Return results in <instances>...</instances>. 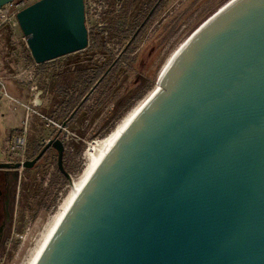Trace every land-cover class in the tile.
<instances>
[{
	"label": "water",
	"instance_id": "1",
	"mask_svg": "<svg viewBox=\"0 0 264 264\" xmlns=\"http://www.w3.org/2000/svg\"><path fill=\"white\" fill-rule=\"evenodd\" d=\"M17 21L35 64L88 45L83 0H36ZM151 79L28 264H264V0H213ZM58 133L0 168L51 146L64 171Z\"/></svg>",
	"mask_w": 264,
	"mask_h": 264
},
{
	"label": "rangeland",
	"instance_id": "2",
	"mask_svg": "<svg viewBox=\"0 0 264 264\" xmlns=\"http://www.w3.org/2000/svg\"><path fill=\"white\" fill-rule=\"evenodd\" d=\"M140 0H133L129 5V8L125 14H122L121 19H115V25L117 30L123 26V21L127 20L137 6V2ZM213 0H169L168 3L161 8L153 18V20L147 26L144 35L139 41L132 43L129 46L127 52V59H122V74L125 77L127 83L132 86L133 81L139 78H146L148 83L146 90L137 99H133L129 103V108L115 121H111L109 126L105 130H99V121L104 118L109 108H103L100 110H88L83 108L85 115H89L90 120V132L96 131L95 134L89 139H101L116 125V123L125 115L129 109L137 104L142 98H144L150 90L156 85V82L151 79L154 70L163 58L168 47L173 39L195 18V16ZM117 10V14H118ZM120 13L121 8H120ZM117 14H114L115 16ZM113 15V16H114ZM124 17V19H123ZM112 17L105 18L104 27L110 25V19ZM107 25V26H106ZM108 30V29H107ZM108 30L106 35L107 48L111 51L112 55L116 56L122 50L124 44L127 42V38L122 37L118 31ZM172 34L166 40L167 33ZM0 58L5 67V73L8 75V81L10 84L20 93L25 100L30 101V105L33 111L42 113L48 116L54 107V102L58 100L60 90L63 88L60 84V79L64 75L71 74L72 70L81 69L86 66L87 59L91 56L90 52H78L79 59H83L81 62H71L69 59L58 58L46 62L44 67L35 66L30 61V54L26 47V43L20 27L15 29L7 28L0 31ZM10 35V40L6 39V36ZM9 51V53H8ZM97 53H94V55ZM45 73V74H44ZM101 88L99 86L96 92ZM120 91V88H116V95ZM37 96V97H36ZM93 94L85 103V107L92 103ZM35 98L38 99V104L34 103ZM7 105L9 101L1 99ZM13 113H17V109L10 108ZM3 109L1 108L0 111ZM35 112L31 113L27 124L26 143H32L42 131V126L45 128V133L52 130L51 126H45V120L41 119ZM6 123L0 122V129L4 134V127ZM81 125V124H80ZM10 129L15 130V125ZM76 129L71 128L70 131L77 134L80 130L77 126ZM19 129V128H18ZM79 129V130H78ZM43 132V131H42ZM85 145L82 147L84 149ZM22 151V152H21ZM28 152V151H27ZM30 152V150H29ZM27 156L26 152L19 150L16 153L15 158L20 155ZM75 161V168L72 170V181L77 180L84 167L85 158H81V152ZM55 175L54 170L48 166L43 176L38 177L37 183L25 182L21 187L20 193H24L25 201L18 205L17 216L14 218L13 223L9 229L7 236L5 237L3 244L0 246V264H23L30 252V249L34 246L35 240L43 229L48 218L57 210L59 204L66 196L70 184L68 182H60L59 179L56 182L51 183L52 176ZM24 189V192H23ZM21 208V209H20ZM23 225L21 232L18 231L19 224ZM14 243H17L16 248H13Z\"/></svg>",
	"mask_w": 264,
	"mask_h": 264
},
{
	"label": "flooded vegetation",
	"instance_id": "3",
	"mask_svg": "<svg viewBox=\"0 0 264 264\" xmlns=\"http://www.w3.org/2000/svg\"><path fill=\"white\" fill-rule=\"evenodd\" d=\"M168 1L169 0H140L137 2V6L134 8L136 12L142 7L147 6L150 2L151 3L147 13L140 19V22L136 26V29L138 27L139 29L136 33V29L132 33V35L135 33L134 37L132 38L131 35L127 38V42L116 56L112 55L111 51L107 48L106 35L108 30L111 29L109 25H106L107 27L103 25L102 28H88V31L94 29L102 33L105 42L104 51L96 52L97 54L95 55V52L92 53L88 51L92 54H90L91 56L87 59H84L87 62L85 67L72 70L71 74L61 77L59 82L63 88L60 90L58 100L53 103L54 107L50 104L53 111L48 114V116L40 113L43 115L40 116L41 119L45 120V126H51L52 130L45 133L46 131L43 125V132L41 131L32 143H26V138L23 148V152L28 154L27 156H24V154L22 155L23 161L25 159H31L39 152L48 139L59 131L57 138H59L63 144L62 165L64 171L58 168L57 151L51 146H49L43 154L36 159L33 165L29 167L0 168V246L3 244L13 220L17 216L18 205L25 201L24 197H22L24 193H20L21 187L24 186L25 182L37 183L39 181L37 180V176H43V172L46 171L48 166L51 167L55 173L51 180L49 179L51 183L56 182L57 179H59L60 182H69V178L72 179L71 173L76 166L74 165L75 161H73V158L77 159L80 152H82L81 150L85 142L96 133V131L90 132L91 122L88 119L89 115H85L82 109L100 110L106 107L109 108L106 116L99 121V130L101 129L103 131L107 129L111 121L118 119L129 108V103L133 99H137V94L141 91L144 84L148 85L146 78H139L133 81L132 86H130L122 74L123 70L120 62L122 59H127L126 56L130 49L129 46L135 43L138 37L142 38L147 26L153 20L156 13L163 8ZM132 2L133 0H108V10L106 13V16H108L106 18L109 19L114 14H117V10H119V13L120 8L122 10L125 4H131ZM152 8L153 10L149 13ZM119 28L121 30V27ZM171 34L172 31L167 33L165 39L167 40ZM88 46L89 40L87 47ZM71 54L77 53L74 52ZM71 54L58 58H64L65 60L69 59L71 62L83 61V59H79L77 55ZM93 86L94 88L90 91ZM99 86H101V88L96 92ZM117 87L120 88V91L116 95ZM81 91L83 92L80 95ZM87 93L89 94L84 98ZM93 94H95L96 97H93L92 103L85 107V103ZM64 108L69 109L68 112L66 114L60 113L61 109ZM74 110L75 112L72 114ZM56 113L60 114L59 117L57 116L58 119L54 118V114ZM63 121H65L64 125H62ZM74 126L80 128L77 134L70 131L71 128L76 129ZM62 127H65L66 130H63ZM4 161H6V159ZM12 161H20V157Z\"/></svg>",
	"mask_w": 264,
	"mask_h": 264
},
{
	"label": "built area",
	"instance_id": "4",
	"mask_svg": "<svg viewBox=\"0 0 264 264\" xmlns=\"http://www.w3.org/2000/svg\"><path fill=\"white\" fill-rule=\"evenodd\" d=\"M34 1L36 0H11L3 4L0 7V31L7 28L15 29V27L19 26L17 21V12ZM83 3L85 24L87 29L90 27L102 28L104 25V20L108 16H106L108 10V0H83ZM1 99L8 100L10 106H12L13 109L21 107L24 110V116L21 120L20 127L19 129L9 133L7 146L4 150L6 154V161H12L15 160L14 156H16L17 151L23 150L24 148L27 124L31 113L35 111H33L29 100L27 101L22 96H17L10 92L8 88V76L5 74L4 64L0 60V100ZM35 113L38 116H43L38 112ZM62 129L66 130L65 127H62ZM95 140L97 139H89L85 142V147L81 152V158L86 159L85 153L90 147L91 143H93ZM19 157L20 162L23 161L22 155Z\"/></svg>",
	"mask_w": 264,
	"mask_h": 264
},
{
	"label": "bare ground",
	"instance_id": "5",
	"mask_svg": "<svg viewBox=\"0 0 264 264\" xmlns=\"http://www.w3.org/2000/svg\"><path fill=\"white\" fill-rule=\"evenodd\" d=\"M157 87V84L153 87L148 94L142 98L137 104H135L131 109L128 110V112L123 115V117L116 123V125L110 130L109 133H107L104 137L101 139L95 140L93 143H91L90 147L87 149L85 153L86 161L84 164V167L82 169L80 176H77L78 179L74 180L72 182V185L68 189V192L62 202L59 204L57 210L48 218L46 221L45 225L43 226V229L41 230L38 239L35 240L34 246L30 249V252L28 254V257L26 261L23 264H28L30 261L32 255L34 254L35 250L37 249L39 243L41 242L43 236L47 232V230L50 228L62 208L65 206V204L68 202V200L71 198V192H72V187L82 180L84 176L88 173L90 168L92 167L93 163L96 161L102 150L106 147V145L111 141V139L115 136V134L119 131V129L123 126V124L133 115V113L141 106L145 98ZM35 104H38V99L36 98L34 100Z\"/></svg>",
	"mask_w": 264,
	"mask_h": 264
},
{
	"label": "trees",
	"instance_id": "6",
	"mask_svg": "<svg viewBox=\"0 0 264 264\" xmlns=\"http://www.w3.org/2000/svg\"><path fill=\"white\" fill-rule=\"evenodd\" d=\"M152 1V0H151ZM151 3V2H150ZM150 3L147 6L142 7L139 11L136 12V10H133L131 15L129 17H127V20L123 21V26L121 27V30H117V25H115V19H121L122 18V14L126 15V12L129 8V3L125 4L121 10L122 13H118L116 16H112V18L110 19V28L112 29V31H118L119 34H122V37L124 38H129L132 33L135 31L137 24L140 22V19L142 17H144V15L147 13L148 8L150 7ZM152 17V16H151ZM124 19V17H123ZM7 40H10V35L6 36ZM141 39V37H138L136 41H139ZM88 40H89V46L84 49V50H80L77 51L75 53L78 52H84V51H90L92 53H96V52H103L105 49V42L103 40V36L102 33L95 31L94 29H90L88 31ZM110 53V52H109ZM30 61L32 63H34V61L32 60V58L30 57ZM44 63H40V64H36V66L38 67H44ZM147 85L144 84V86L142 87L141 91L137 94V98L141 97V95L144 93V91L146 90ZM83 91L80 92V95L82 94ZM129 106V105H128ZM69 109H61L60 113L62 112L63 114H66L68 112ZM60 116V114L56 113L54 114V118L58 119V117ZM23 229V225L20 223L18 226V231L21 232ZM17 243H14L13 248H16Z\"/></svg>",
	"mask_w": 264,
	"mask_h": 264
},
{
	"label": "crops",
	"instance_id": "7",
	"mask_svg": "<svg viewBox=\"0 0 264 264\" xmlns=\"http://www.w3.org/2000/svg\"><path fill=\"white\" fill-rule=\"evenodd\" d=\"M0 60H1V58H0ZM33 64L36 66L35 63H33ZM4 70H5V67H4ZM8 88H9L11 93H13L17 96H21L20 93L10 84V81H8ZM1 108L3 110L0 111V122L6 123V125L4 127V134H2L3 130L0 129V161H3L6 159V154H5L4 150L7 146L9 133L14 131V130L11 131L10 129L13 128L12 127L13 125H15L17 127V128H15V130H17L20 127L21 120L23 119V116H24V110L21 107H19V108H16L17 111H15V112H17V113H13L14 111H12L10 109V108H12V106H10V104L7 105L4 101L0 100V109Z\"/></svg>",
	"mask_w": 264,
	"mask_h": 264
}]
</instances>
